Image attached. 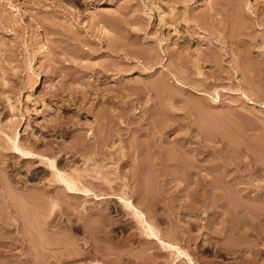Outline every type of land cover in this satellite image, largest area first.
Masks as SVG:
<instances>
[{
	"label": "rangeland",
	"instance_id": "rangeland-1",
	"mask_svg": "<svg viewBox=\"0 0 264 264\" xmlns=\"http://www.w3.org/2000/svg\"><path fill=\"white\" fill-rule=\"evenodd\" d=\"M209 1L23 0L22 3L0 0V136L6 138L2 130L11 138L18 132L17 137L22 134L23 148L43 149L38 152L52 156L48 153L56 150L52 147L70 146L74 135L81 133L87 145L84 151L80 150L82 153L74 149L71 167L78 166L76 171L85 173L86 186L102 194V198L91 197L84 201L83 198L65 199L59 187L52 191L58 194V188L63 198L56 195L61 200L55 201V193L51 191L39 194L40 199L43 195L46 201L54 196L52 202L49 201L51 205L45 204L42 198L50 209L45 206L44 210L39 209L42 205L38 204L42 202H35L40 212L48 210L45 215L37 211L45 219L54 210L60 211L61 206L68 214L63 208L65 213L56 221L62 226L46 228L49 234L56 231L49 235L53 240L50 238L48 242L45 233L44 236L40 233L44 240L36 238L38 231H46V225L43 228L41 224L39 229L38 224L44 221L38 216L40 221L36 217L38 221L34 220L31 215L36 211L32 207L36 205L29 203L33 205L30 210L31 205L27 204L31 212L24 215L30 214L29 218L38 222L35 225L39 229L35 232L37 247L31 246V249L29 237L37 227H30L31 220L26 219L27 227L34 231L28 234L20 230L24 238L19 237L17 228L25 222L19 217H26L21 214L17 220L21 222L14 221L19 225H13L17 227L15 230L4 222L1 205L0 264H206L210 258L207 264H264V59L258 60V54H238L232 50L235 44L229 43L227 26L230 24L227 14L231 12L224 0L219 5L226 7L224 11L212 15L205 29L195 28L194 17L201 15L198 10H204L203 6L209 5ZM244 1L247 14L248 1L250 5L255 2ZM166 8L174 10L169 12L176 14V21L173 26L163 25L162 21L160 27L158 13L159 16L162 12L169 13ZM169 14L162 16L168 18ZM181 33L189 36L187 48L179 47ZM208 38L216 45L223 41L222 48L217 45L215 49L224 54L211 55L214 61L203 58L192 61L198 54H184L186 49L197 52L199 46L205 48L203 44ZM155 42L159 59L151 64L143 53L150 52ZM199 68L203 76L197 74ZM163 74L167 75V80L160 82ZM165 93H170V97ZM100 98L107 100L102 103ZM99 109L101 114L116 112L118 117H113L112 111L110 115L117 119L111 118L116 124L109 120V124L105 123L103 119L105 124H102L98 120L101 116L97 117L101 114H96ZM52 123L61 125L57 126L59 130L50 131ZM92 131L96 132V137L107 134L108 137L101 138L104 143L96 142L98 138ZM33 137L40 141L35 142ZM148 138L153 143L141 147ZM179 154L183 161L178 159ZM12 160L23 164L19 175L36 173L27 183L31 192L38 189L34 184L39 185L43 176L49 181V169L40 171L47 167L46 162L42 164L45 160L33 157L28 162L11 156ZM63 168L71 169L70 166ZM215 170L221 171H216V175ZM212 175L217 180L210 182ZM121 195L123 199L130 198L144 212L146 221L166 241L180 245L181 249L183 246L186 251L189 249L188 256L196 255L198 260L196 256L194 263H187L186 256L170 255L169 262L163 261L161 256L154 258L151 252L159 244L152 241L144 247L142 239L148 238V234H144L148 229L122 203ZM13 196L17 199L14 194L12 201ZM19 201L21 205L26 204L25 201L22 204L21 197ZM56 202L51 211L52 203ZM67 202H71V209L76 204L78 211H70ZM84 202L91 207L89 212L88 209L83 211L81 203L83 206ZM15 203L11 204L13 210L18 207ZM24 206L19 207L26 210ZM15 214L18 216L17 212ZM75 228L77 231H71ZM184 229H189L192 237L188 245L184 242L187 236ZM107 233L114 238L113 243ZM124 234L131 235L129 241ZM41 241L46 242L42 244L44 247L38 246ZM58 241L72 244L57 245ZM49 243L52 246H48ZM196 250L201 255H197ZM207 253L210 258L205 256ZM30 254L35 262H31ZM177 258H181L180 261ZM204 259H208L206 263Z\"/></svg>",
	"mask_w": 264,
	"mask_h": 264
},
{
	"label": "bare ground",
	"instance_id": "bare-ground-1",
	"mask_svg": "<svg viewBox=\"0 0 264 264\" xmlns=\"http://www.w3.org/2000/svg\"><path fill=\"white\" fill-rule=\"evenodd\" d=\"M19 2H22L23 3V0H18ZM205 1H208V0H205ZM225 1V3H226V7L227 8H229L230 9V11L229 12H231L230 14L228 13L227 14V12H226V14H227V16L229 15V17H228V19L230 20V21H227L228 22V24L229 25H227L228 27H229V31H228V34H229V36H228V38H229V43L230 44H235V47L234 48H232V50H234L235 49V51H237L238 52V54H258L257 56H258V60L259 59H261V60H263L264 59V0H254V4H252V5H250V1H248V13L246 14V11L244 10V7H246V5H247V3H246V1H244V0H224ZM223 0L220 2V0H210L209 2V5H207V3L203 6V7H205L204 8V10L203 9H201L202 11H203V13H202V11L201 10H198V12L199 13H201V15L199 14V13H197V14H199V17H194V20H195V28H197V29H205V25H207L208 23H210L211 21V19H212V15H215L216 14V12H218V13H221V11L223 10V7H225L224 5L222 6V8H221V6H219V5H221L222 4V2H224ZM160 5H158V7H159ZM158 7H156V8H158ZM220 7V8H219ZM226 7L224 8V10L226 9ZM162 8V7H161ZM160 8V9H161ZM167 9V8H166ZM165 9V10H166ZM169 9V10H168ZM166 11L167 12H169V11H171V12H173L172 10H170V8H168ZM171 9H173V8H171ZM229 9H227V10H229ZM158 10V9H157ZM223 10V11H224ZM159 11H161V10H159ZM162 11H163V9H162ZM245 11V12H244ZM171 12H169V13H163L164 15L166 14H169V16H168V18H165V17H163L162 15V13H160V16H159V13H158V17H159V19L158 20H160V21H158L159 22V25H160V22H162V21H164V22H162L163 23V25L164 24H169V26L170 25H174V23H175V21H176V19H175V15L174 14H171ZM195 13V14H196ZM162 14V15H161ZM165 15V16H166ZM177 17V16H176ZM181 17H183V15H181ZM180 17V18H181ZM185 17H183L182 19H184ZM165 19V20H164ZM227 19V20H228ZM225 20H226V18H225ZM166 21V22H165ZM185 21V20H184ZM178 23V22H177ZM227 24V23H226ZM166 25V26H167ZM225 25V24H224ZM165 26V27H166ZM160 27H161V25H160ZM174 27H176V26H174ZM228 27L226 28V29H228ZM159 28V27H158ZM155 30H158V29H155ZM160 30V29H159ZM175 30H177V29H175ZM186 30V29H185ZM224 30V29H223ZM188 31V30H187ZM159 32H161V31H159ZM183 32H185V31H183ZM189 32V31H188ZM156 33V32H155ZM187 32H185V34H186ZM190 33V32H189ZM191 33H193V31L191 32ZM182 35H180V37L182 38V40H181V42H180V44H179V47H181L182 49H183V47L184 48H187V45H185V44H187L188 42H189V36H186L185 34L183 35V33H181ZM244 36H246V37H248V38H244ZM158 37V36H157ZM156 37V38H157ZM159 38H160V35H159ZM207 38V37H206ZM160 40V39H159ZM159 43H160V41H158ZM199 42V41H198ZM206 42H208V43H206ZM206 42H204V44L203 45H205V48H200V46H199V48H197L198 50H197V52L193 49L192 51H195V53L194 52H192V51H190V50H188V49H186L187 51H186V53L184 52V54H198V55H195V58L194 59H192V61H198V60H200V59H204V61L206 60V61H211V60H215V58L214 59H211L212 57H210L211 55L212 56H214L213 54H224L223 52L221 53V52H219L217 49H215V47L217 46V45H219V48L221 47L222 48V44L224 43L223 41H219V44H215L214 43V41L213 40H211V38H208V40L206 39ZM246 42H248V44L246 43ZM156 43L157 42H155V46L154 47H152L151 49H150V52H145V53H143V54H147L145 57L146 58H148L147 59V61H149L151 64H153V63H156L157 61H158V59H159V57H158V55L157 54H159L158 52H157V49H156V46L158 45V43H157V45H156ZM207 45H206V44ZM154 45V44H153ZM224 45V44H223ZM151 46H152V44H151ZM218 47V46H217ZM159 49V48H158ZM207 49L209 50V51H207ZM147 51H149V50H147ZM177 54V53H176ZM179 54V53H178ZM206 54H210L209 56H207ZM226 54V53H225ZM143 56V57H144ZM256 56V57H257ZM144 57V58H145ZM248 57H249V55H248ZM250 58V57H249ZM212 61V62H213ZM250 62V60L248 61V63ZM192 64V63H191ZM250 65H251V63H249ZM249 65V66H250ZM248 66V69L250 70L251 68ZM200 70V71H199ZM199 70L197 71V74H200L201 76H203L202 74H204V72L202 73V71H201V69L199 68ZM162 76V78H164V79H162V81H160V82H165V79L167 78V75L165 74H163V75H161ZM161 78V77H160ZM164 80V81H163ZM167 80V79H166ZM157 82H158V80H156ZM156 81L154 82L153 81V83H156ZM178 82V81H177ZM151 84H152V82H151ZM156 84H159V82L158 83H156ZM156 87H158V86H156ZM166 95H167V97L169 98L170 97V93H169V95L167 94V93H165ZM245 95V94H244ZM219 96V95H218ZM216 97H217V93H216ZM101 99V98H100ZM217 99V98H216ZM107 100V99H106ZM105 98H103V99H101V101H102V103H104L105 101ZM248 100H250V98L248 97ZM104 101V102H103ZM118 101V100H117ZM186 102H188V101H185L184 103L185 104H188V103H186ZM219 102V101H218ZM116 103H118V102H116ZM100 110V111H99ZM98 111L99 112H96V114L97 113H99V114H101L102 112H101V109H99ZM102 111H103V113H104V110L102 109ZM110 111V110H109ZM112 111V110H111ZM111 111H110V115H113V113L111 114ZM101 112V113H100ZM106 112H108V111H105V113ZM112 112H114V111H112ZM105 113L104 114H101V115H98L97 117L99 118L100 116V118L98 119V120H102L103 119V121H105V123H106V121L108 122V124H109V121L111 122V123H113L112 121H113V117H118V114L116 113V112H114V114H115V116L113 115V117L112 116H110L108 113H106L107 114V116L105 115ZM102 115H104L103 117L104 118H106V120H104V118H102ZM106 116V117H105ZM111 118H113L112 120H111ZM116 119V118H115ZM114 119V120H115ZM58 121L60 120V119H57ZM57 120H56V122H57ZM109 120V121H108ZM117 120V119H116ZM61 121V120H60ZM103 121H101V123L103 122ZM163 122H165V123H167L168 121H164V119L162 120ZM162 121H161V123H162ZM58 123H60V122H58ZM105 123H102V124H105ZM110 123V125L112 126V124ZM114 123H115V121H114ZM113 123V124H114ZM160 123V124H161ZM116 124V123H115ZM163 124V123H162ZM109 125V126H110ZM167 125H169V123L168 124H164V127H166ZM57 126L58 127H60L59 126V124H57V123H52L51 124V127H50V131H54V132H56L57 130H59L58 128H57ZM108 126V127H109ZM162 126V125H161ZM111 127H109V130H112V129H110ZM112 128H113V126H112ZM106 129H107V127H106ZM114 129V128H113ZM159 130V129H158ZM93 132V131H92ZM2 133L4 134V136L6 137V138H8L9 139V141L11 140V143H10V145L8 144V139H6V138H3V137H1L0 136V171H1V173H0V186H1V189H2V191H0V206L2 205V209H3V212H2V214H4L5 213V215H4V218L3 219H5L6 221H4L5 223H7V225L8 226H10V224L13 226L14 224H15V226H16V224L17 223H15L14 221H17L18 220V217L21 215V214H23L24 215V213H30L31 211H29V208H30V210H31V207L33 206V205H31L32 203L33 204H35L36 205V203L38 204V201H39V203L40 202H42V198H43V195H45V193L47 194H49V192L51 191V192H53L52 190L55 188V190H56V187H59V188H61V191L57 188V192H58V194L57 193H55V192H53V194L55 195V197H56V199H55V201L56 200H61L63 197H61V195L59 194V192H61L62 193V195L64 196V198L65 199H67V198H70V200L72 199V198H74V200H76V199H81V198H83V200L82 201H84V200H86V199H89V198H91V197H93V198H96V199H99V198H102V197H100L101 195H99L100 194V192H99V194H97L98 192H94V190L93 189H91V188H89V186H86L87 185V182H85L84 180V178H85V173H82L81 171H76L77 169H78V166H76L75 164H74V166H76V167H71L72 166V164H73V160H74V157H75V152H74V149L77 151V150H83L84 151V149H85V147H86V138L84 137V135H82L81 133L80 134H78L77 136L76 135H74L73 137L75 138H72L71 140H72V143H70L71 145L70 146H68V145H66L67 147H69V148H66V146H64V147H62V148H59V146H55V147H52L53 149H56V150H54V151H50V152H48V153H50V154H52V156H50L49 154V156H44V155H42V154H40L42 151L41 150H43V149H41V150H39L40 151V153L38 152V150L36 151L35 149H32V148H23L22 146H21V144H20V140H21V137H22V134H20L19 135V137H17V135H18V132H16V133H14V137H12L11 138V136H9L8 134H7V132L5 131V130H2ZM93 133H95V135H93V136H95L96 137V132H93ZM90 134H92L91 132H90ZM105 134V133H104ZM110 134V133H109ZM80 135V136H79ZM82 135V136H81ZM106 135V134H105ZM108 135V134H107ZM106 135V136H107ZM113 135V134H112ZM103 137H100V135H99V137L97 136L96 137V142L99 140V141H102V143H104V139L106 140V138L108 137H106V136H104V135H102ZM109 136H111V135H109ZM103 140H102V139ZM31 139H32V137H31ZM33 139H35L34 141L35 142H39L40 141V138H36V137H33ZM109 139V138H108ZM151 138H148V140L146 139V142L145 141H143L142 143L144 144V145H142L141 144V147H143V146H145V145H147V146H150V144H152L153 142L150 140ZM151 142H150V141ZM155 140V139H154ZM98 141V142H99ZM100 143V142H99ZM106 143V142H105ZM47 148H51V147H48V146H46ZM8 148H10L11 149V151L10 152H7L6 150L8 149ZM47 148L45 149V150H47ZM52 148H51V150H52ZM149 148V147H148ZM151 148V147H150ZM35 150V151H34ZM50 150V149H49ZM44 152H47V151H44ZM81 152V151H80ZM10 153V154H9ZM12 153V154H11ZM77 153H79L78 151H77ZM82 153V152H81ZM181 155V157H182V154H179L178 156H180ZM11 156H16L18 159H21V160H23L24 161V159L26 160V161H28V162H30V161H32V159H33V157H38L39 159H41V161H43V160H45L44 162H42V164L43 163H45L46 165H47V167H45V164H44V170L42 169V168H40L41 170L40 171H46L45 169L46 168H48L49 169V173H50V176L51 177H49V181L47 182V180H48V178L45 180V179H43V178H45L44 176L42 177V179L39 177L38 179L40 180L41 179V181H39V182H41L40 184L39 183H37V184H39V185H36V184H34L35 185V187L36 188H38V189H36L35 187V189L37 190V194L35 195L34 193H35V191L36 190H34V193L33 192H31V190L32 189H28V187L27 186H29V184L27 185V183L29 182V180L32 178L33 179V177L35 176V174L36 173H34L33 171L31 172L30 171V174L28 175L27 173V176H21V175H19V168L23 165V164H20L19 162H16V160L14 161V160H12V161H14V162H12L11 161ZM181 157H179L178 159L180 160V161H183V157H182V160H181ZM145 158V157H144ZM76 160V159H75ZM144 160V159H143ZM145 160H147V158L145 159ZM20 161V160H19ZM72 162V163H71ZM141 163H142V160L140 161ZM140 163V164H141ZM70 166V168L71 169H66V170H62V169H65V168H63V167H68L69 168V166ZM43 166V165H42ZM34 168V167H33ZM35 169V168H34ZM37 169V168H36ZM39 170V168L37 169V171ZM80 170V169H79ZM36 171V170H35ZM217 170H215V172H216ZM221 170H218L217 172H220ZM3 172V173H2ZM47 172V171H46ZM217 172H216V175H217ZM45 173V172H44ZM44 173H42V174H44ZM225 173V172H224ZM38 174V173H37ZM41 174V175H42ZM46 174V173H45ZM222 175H223V173H221ZM219 176H220V174H218ZM38 176H40V173H39V175ZM37 176V177H38ZM212 176H214V177H211V178H209L210 179V182H213V180L216 178V176L215 175H212ZM218 176V177H219ZM36 177V176H35ZM84 177V178H83ZM43 180H45L46 182H42ZM215 180H217V179H215ZM86 181H87V179H86ZM216 182V181H215ZM214 182V183H215ZM86 183V184H85ZM31 186V185H30ZM33 187V186H32ZM28 190H30V191H28ZM59 190V191H58ZM33 191V190H32ZM27 192H29V193H27ZM31 192V193H30ZM40 192V193H39ZM103 192H105V191H103ZM102 192V193H103ZM12 193V194H11ZM124 193H125V191H124ZM123 193V194H124ZM17 195V199H15L14 198V196H13V198L15 199H13L14 201H12V195ZM39 194H43V195H41V199H40V197H39ZM59 196L60 195V197H61V199H60V197H58L57 195ZM105 195H106V193H105ZM11 196V197H10ZM19 196V197H18ZM52 197H54L53 195H51ZM122 196V195H121ZM120 196V200H122V203L124 202L125 203V205H126V207L127 208H129V209H131L132 210V213L134 214V216H135V218L137 219L138 218V220L141 222V223H143V224H145L146 226H144L145 228H147L148 230L147 231H144V234H145V232H146V234H148L147 236H148V238H146V236L144 237L143 235V237H144V239H142V240H144V244H146L144 247H146V246H149L150 244H152V241H154L155 242V244H159V247L157 246V245H155V246H157V247H155V248H157L156 250H153L152 252H151V255L154 253L155 255H154V258L155 257H157L158 258V256H159V258H160V256L161 257H164L165 258V260H164V258H162V260L163 261H166V262H169V261H167L168 259L167 258H169V257H171L170 255H174V257L176 258V257H180V256H182V258L183 257H187V259H188V262L187 263H194V259H195V256H193L194 257V259H193V257H191V256H188L189 255V253H187V251L189 250H185V247H183L182 246V249H181V247H179V246H177L176 245V243H174V244H172V243H170V242H168V241H166V239H164L157 231H155V229L150 225V223H148L147 221H146V217H145V215H144V212L141 210V209H139V207L137 206V205H135V203L133 202V201H131V200H129L130 198H128V199H123V197L124 196H122L121 197ZM16 197V196H15ZM20 197H21V201L23 202L22 204H24V201H25V203L26 204H24V205H26L27 206V209H28V212L26 211L27 209L25 208L26 206H24V205H21V202L19 201V199H20ZM52 197H50L48 200L50 201L51 199H52ZM59 199H58V198ZM67 197V198H66ZM105 197V196H104ZM23 198V199H22ZM40 200H39V199ZM11 200V203H10V200ZM25 199V200H24ZM64 199V200H65ZM18 200V201H17ZM45 199L43 198V201H44ZM119 200V201H120ZM37 201V202H36ZM49 201H46L45 200V202H42L43 204L45 203V204H47V202H49ZM54 201V200H53ZM66 201V200H65ZM78 201V200H77ZM88 201V200H87ZM86 201V202H87ZM12 202H13V204H12ZM18 202H20V205L18 204ZM36 202V203H35ZM50 202H52V200L50 201ZM49 202V203H50ZM14 203H15V205H18V207L17 208H15L16 209V212L18 213L17 215L18 216H16V212H15V209L13 210V208H12V205H14ZM29 203H31V204H29ZM42 203H40V204H38V206L39 205H42L43 206V208H42V206H39L40 208L39 209H42V210H44V206L47 208V209H50L49 208V205L47 206V205H43ZM48 203V204H49ZM73 203H75V202H73ZM12 204V205H11ZM27 204H29V206L27 205ZM66 204H68V205H70L71 204V202H70V204H69V202H67ZM87 204V203H86ZM50 205H51V203H50ZM55 205H57V202H56V204L55 203H52V209H51V211L52 210H54V208L56 207ZM79 205V204H78ZM77 205V206H78ZM22 207V206H24V208L26 209V210H23V208H21L20 209V207ZM37 206V205H36ZM36 206H33L32 208H34V210L36 211V213H34L33 212V210H32V212L34 213L33 215H31V217H34V220H39V218L38 217H40V219L42 220V221H44V222H42L41 223V221H40V223L38 224L39 226V229H40V225L41 224H44V225H42V227L44 228V226L46 225V227H45V232H42V230H41V232L40 231H38L39 229H38V227L35 225V223H38V222H33L32 220V218L30 219L29 218V216L28 215H30V214H27V217H26V214L24 215L26 218H24L23 219V216L21 217H19V218H21L22 220H26V219H28V221L29 220H31V221H29L28 222V224H29V226L31 227V226H33V228L36 226L37 227V230L36 231H34V229L32 230L30 227H27L28 226V224H26V222L27 221H22V222H24V225H22V223L21 224H19L20 226H21V228L19 229V228H17V227H15V226H13V227H15V230H16V228H17V231H19V232H17L18 234H20V236L19 237H22V233H21V231H28V234L29 233H33V231H34V233L33 234H30L31 236L29 237V238H31V240H30V242L28 243L29 245H30V248L29 249H31V246H32V248H35V247H37V242H36V239H35V232H37L38 233V235L36 236V238H39V239H43L44 240V237H42V234H43V236H44V233H45V235H46V240L45 241H50V238L53 240V238L52 237H49V235H54V233H56V231L55 232H51V234H49L50 233V231L47 233V229H51V227H54V228H56V225L57 224H59V222H56L57 220L59 221V217L58 216H61L62 214L61 213H63L64 211V209H65V212L67 211V209L66 208H64V206L62 207L61 206V208H59L58 210H60V211H56V210H54L53 212H51L50 210H49V212H51V213H49L50 215H51V217L49 218V216L47 215V217H48V219H45V216H42V215H45V214H47V212H48V210H46V208H45V211H47V212H45V211H41L40 212V210L39 209H37L38 208V206L36 207ZM55 206V207H54ZM74 206H76V204L74 205ZM73 205H72V208L73 209H71V205H70V211H75V210H77V209H75L76 207H74ZM29 207V208H28ZM51 207V206H50ZM81 207H82V209H83V211H86L90 206H87V205H85V202H84V205L82 206V203H81ZM19 208V209H18ZM64 208V209H63ZM91 208V207H90ZM17 209L19 210V211H17ZM37 209V210H36ZM20 211H25V212H20ZM40 212V213H42V215L40 214V213H38V212ZM78 211V210H77ZM88 212H89V209L87 210ZM44 212H45V214H44ZM64 212V213H65ZM88 212H86L87 214V216H88ZM14 213V214H13ZM20 213V214H19ZM40 215H38V214ZM72 213V212H71ZM1 213H0V216L2 215ZM66 214H68L67 212H66ZM65 214V215H66ZM72 215H73V213H72ZM36 216H38V217H36ZM67 216V215H66ZM2 217H3V215L1 216V218H0V220L2 219ZM37 219H36V218ZM42 217V218H41ZM43 217H44V219L46 220H43ZM86 217V216H85ZM79 218H81V217H79ZM83 218H84V216H83ZM83 218H82V220H83ZM10 219V220H9ZM21 219H19V221H17L18 223L19 222H21L20 220ZM86 219V218H85ZM84 219V222H85V224L86 223H88V221H87V219L85 220ZM37 220V221H38ZM77 220H78V218H77ZM75 221L76 223L78 222V221ZM91 221H92V218L90 219ZM137 220V221H138ZM90 221V222H91ZM83 222V221H82ZM82 222H81V225H82ZM83 222V223H84ZM101 222V221H100ZM9 223V224H8ZM74 223V222H73ZM73 223H71V224H73ZM140 223V224H141ZM70 224V223H69ZM75 224V223H74ZM18 225V224H17ZM18 225V226H19ZM35 225V226H34ZM59 225H61V224H59ZM58 225V226H59ZM67 225H68V223H67ZM81 225H77V226H81ZM87 225V224H86ZM85 225V226H86ZM90 225V224H89ZM92 225V224H91ZM23 226V227H22ZM57 226V227H58ZM62 226V225H61ZM69 226H71L72 227V225H69ZM68 226V227H69ZM75 226H76V224H75ZM35 227V228H36ZM41 227V228H42ZM60 227V226H59ZM58 227V228H59ZM65 227H66V223H65ZM64 227V228H65ZM67 227V228H68ZM73 227H74V225H73ZM89 226L87 225V227L86 228H88ZM91 227V226H90ZM143 227V228H144ZM8 228V227H7ZM6 228V229H7ZM47 228V229H46ZM79 228V227H78ZM81 228V230H82V226L80 227ZM79 228V229H80ZM185 228H187V227H185ZM12 230H13V228H11ZM11 229H9V231L11 230ZM69 229V228H68ZM71 229V228H70ZM69 229V230H70ZM73 229V228H72ZM78 229V230H79ZM83 229H85V228H83ZM90 229V228H89ZM14 230V231H15ZM21 230V231H20ZM57 230V229H56ZM59 230V229H58ZM57 230V231H58ZM145 230V229H144ZM189 229H184V233H186L187 234V236L184 238V242L188 245L190 242H191V239H192V237H191V235L189 234V231H188ZM52 231V230H51ZM71 231H77L76 230V228H75V230H71ZM84 231V230H83ZM87 231V230H86ZM85 231V232H86ZM91 231V230H90ZM89 231V232H90ZM105 232V231H104ZM36 233V234H37ZM40 233H42L41 235H40ZM47 233V234H46ZM86 233H88V232H86ZM92 233V232H91ZM124 233H127V232H124ZM17 234V235H18ZM22 234V235H21ZM89 234V233H88ZM106 234V233H105ZM108 234V233H107ZM129 234H131V233H129ZM34 235V239L32 238V236ZM40 235V236H39ZM47 235H48V237H47ZM102 235H104V234H102ZM108 235H110V237H111V234L109 233ZM107 235V237H109ZM121 235V234H120ZM120 235H119V237H120ZM124 235H126V234H124ZM24 236H27V234L25 235L24 234ZM39 236V237H38ZM94 236H96V235H94ZM118 236V235H117ZM117 236L115 237V239L117 238ZM123 236V235H122ZM130 236L131 235H126V239L125 240H128L129 241V239H130ZM142 236L141 237H139L140 239L142 238ZM28 237V236H27ZM27 237L25 238V240L27 241ZM41 237V238H40ZM99 237V236H98ZM98 237L96 238V239H98ZM103 237V236H102ZM102 237H99V238H102ZM114 237V236H113ZM22 238H24V237H22ZM47 238H49V239H47ZM133 238H134V236H133ZM139 238H137V239H139ZM146 238V239H145ZM34 240V242L35 243H33V240ZM104 239V238H103ZM107 239V238H106ZM112 239V240H111ZM113 239L114 238H110V241H112V243H113ZM132 239V238H131ZM135 240H136V238H134ZM24 240V241H25ZM51 240V243H52V245L53 246H55L56 244H55V242H53ZM102 240V239H101ZM108 240V239H107ZM106 240V241H107ZM117 241L119 240V239H116ZM123 239H121V241H122ZM133 240V239H132ZM21 241V240H20ZM25 241V242H26ZM28 241H29V239H28ZM27 241V242H28ZM37 241H39L38 239H37ZM48 241V242H49ZM54 241H56V239L54 240ZM109 241V240H108ZM124 242V241H123ZM126 242V241H125ZM46 243V242H45ZM45 243L44 242H42L41 241V244H39L38 246H40L41 245V247H44V246H42V244L43 245H45ZM57 243V242H56ZM63 243V244H62ZM59 242L58 241V243H57V245H63L64 246V244L66 243V242ZM127 243V242H126ZM134 243V242H133ZM150 243V244H149ZM22 245H23V243H21ZM28 244H26V246H29ZM50 244V243H49ZM55 244V245H54ZM66 244H69V245H71L72 243H66ZM130 244V243H129ZM154 244V243H153ZM48 244H46V246H47ZM51 244L50 245H48V246H52ZM195 246V245H194ZM193 246V247H194ZM66 247V246H65ZM188 247V246H187ZM197 247V246H196ZM196 247H194V248H196ZM199 247V246H198ZM26 248H28V247H26ZM46 248V247H45ZM50 248V247H49ZM148 248V247H147ZM147 248H146V250H147ZM202 248V247H201ZM143 249H145V248H143ZM185 251H184V250ZM193 249V248H192ZM195 249H193L192 251H194ZM205 250H207V249H205ZM217 250V249H216ZM191 251V250H190ZM216 252V251H215ZM145 253H147V252H145ZM191 253H193V252H191ZM196 253H197V255H198V253L201 255V253L199 252V250H196ZM203 253V252H202ZM32 254V253H31ZM31 254H30V256H31ZM194 254V253H193ZM150 255V256H151ZM35 256V255H34ZM144 256H146V255H144ZM148 257H149V253H148V255H147ZM146 256V257H147ZM203 256V255H202ZM201 256V257H202ZM205 256H208V253L207 254H205ZM32 257V256H31ZM30 257V258H31ZM38 257V256H37ZM146 257L145 258H143L144 259V261H145V259H146ZM147 257V258H148ZM153 257V256H152ZM151 257V258H152ZM197 258V260H198V256H196ZM209 257V256H208ZM213 257V256H212ZM35 257H32L31 259L32 260H34V261H32L31 260V262H35V259H34ZM150 258V259H151ZM200 258V257H199ZM205 258V257H204ZM207 258V257H206ZM210 258V257H209ZM208 258V259H209ZM214 258V257H213ZM142 259V260H143ZM178 259V258H177ZM179 259H181V258H179ZM178 259V260H179ZM201 259V258H200ZM202 259H203V257H202ZM208 259H204V262L206 263V261L208 260ZM126 260H127V262H129L130 260L129 259H125V262H126ZM129 260V261H128ZM147 261H148V259H146ZM154 260V259H153ZM132 261V260H131ZM130 261V262H131ZM180 261V260H179ZM184 261V260H183ZM211 261V258L209 259V262ZM212 261H213V259H212ZM124 262V263H125ZM196 262V261H195ZM199 262V261H198ZM208 261H207V263H209ZM214 262V261H213ZM94 263V262H93ZM92 263V264H93ZM132 263V262H131ZM197 263V262H196ZM201 263V262H200ZM199 263V264H200ZM202 263H203V260H202ZM206 263V264H207ZM31 264H34V263H31ZM88 264V263H87ZM120 264V263H119ZM122 264V263H121ZM128 264H130V263H128ZM132 264H134V263H132ZM167 264H169V263H167ZM186 264V263H185ZM204 264V263H203ZM211 264V263H210ZM215 264H216V262H215Z\"/></svg>",
	"mask_w": 264,
	"mask_h": 264
}]
</instances>
